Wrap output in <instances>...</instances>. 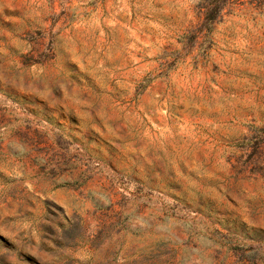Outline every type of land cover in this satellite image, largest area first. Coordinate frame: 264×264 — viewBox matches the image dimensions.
<instances>
[{
	"label": "rangeland",
	"instance_id": "obj_1",
	"mask_svg": "<svg viewBox=\"0 0 264 264\" xmlns=\"http://www.w3.org/2000/svg\"><path fill=\"white\" fill-rule=\"evenodd\" d=\"M203 2L0 0V264H264V0Z\"/></svg>",
	"mask_w": 264,
	"mask_h": 264
},
{
	"label": "trees",
	"instance_id": "obj_2",
	"mask_svg": "<svg viewBox=\"0 0 264 264\" xmlns=\"http://www.w3.org/2000/svg\"><path fill=\"white\" fill-rule=\"evenodd\" d=\"M229 0H204L203 2V20L210 26L221 15L222 11L228 5ZM146 84L142 85L145 87Z\"/></svg>",
	"mask_w": 264,
	"mask_h": 264
}]
</instances>
